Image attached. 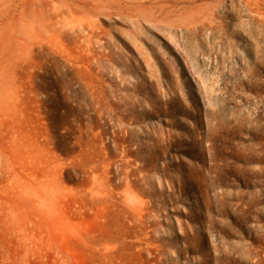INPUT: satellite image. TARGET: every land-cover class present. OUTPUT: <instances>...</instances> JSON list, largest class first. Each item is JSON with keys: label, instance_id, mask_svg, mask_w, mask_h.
<instances>
[{"label": "rangeland", "instance_id": "rangeland-1", "mask_svg": "<svg viewBox=\"0 0 264 264\" xmlns=\"http://www.w3.org/2000/svg\"><path fill=\"white\" fill-rule=\"evenodd\" d=\"M70 1L0 0V264H264V0Z\"/></svg>", "mask_w": 264, "mask_h": 264}, {"label": "bare ground", "instance_id": "bare-ground-1", "mask_svg": "<svg viewBox=\"0 0 264 264\" xmlns=\"http://www.w3.org/2000/svg\"><path fill=\"white\" fill-rule=\"evenodd\" d=\"M91 3H89V2H87V1H83V3L81 4V5H77V4H75L74 2H72V0L70 1V3H69V5L67 6V8H68V10L69 11H71V12H73V10H103V9H105V4L103 3V0H89ZM21 2H22V7H23V17H24V19L25 20H27L28 22H29V27H32V23L34 22V21H36V19L39 17V16H44L45 14H49V11H50V7H49V5L46 3V0H21ZM53 12L51 13V15H58V14H63V11H62V7L61 6H53ZM15 51H16V49H14V43H9V49L7 50L6 49V46L5 45H1V48H0V55L2 54V55H13L14 53H15ZM23 51L25 52V54L26 55H32V53H33V48L32 47H30V46H26V47H24L23 48ZM9 53V54H8ZM51 55H62V54H58V53H56L55 51H51ZM47 186V185H46ZM33 188V187H32ZM44 188V187H43ZM23 189V188H22ZM42 189V188H41ZM37 190V189H36ZM44 190V189H43ZM20 192V191H19ZM37 192V191H36ZM46 193V192H45ZM18 194V193H17ZM12 195V194H11ZM10 196V195H9ZM15 196V195H14ZM21 197H23V196H21ZM24 198V197H23ZM13 199H15V198H13ZM26 199V198H25ZM24 199V200H25ZM19 200H21V201H23V199H19ZM10 201V205L12 204L11 203V200H9ZM18 201V200H17ZM3 202H6V201H3ZM19 202V201H18ZM6 203H9L8 201L6 202ZM22 203V202H21ZM26 203V202H25ZM14 204V203H13ZM1 205L3 206V204H0V207H1ZM27 204H25V206H26ZM16 206V205H15ZM17 206H18V204H17ZM23 206V205H22ZM5 208H6V206H5ZM22 208V207H21ZM2 209V208H1ZM14 209V208H13ZM24 209V208H23ZM9 211V212H11L9 209H6V211ZM19 210V209H18ZM2 211V210H1ZM20 211V210H19ZM7 213V212H6ZM5 213V214H6ZM2 214V213H1ZM0 214V215H1ZM5 214H4V212H3V215L5 216ZM8 214V213H7ZM3 216V217H4ZM7 218L9 217V216H6ZM6 217H4L5 219H6ZM10 217H11V215H10ZM1 219H2V217H1ZM2 221V220H1ZM8 221V220H7ZM3 223V222H2ZM13 226V225H12ZM26 227V226H25ZM22 229H23V226H22ZM25 229V228H24ZM31 229V228H30ZM27 231V230H26ZM3 232V231H2ZM2 232H0V233H2ZM25 232V231H24ZM23 233V231L21 232V234ZM26 233V232H25ZM6 234V233H5ZM3 235H4V233H3ZM10 235V234H9ZM23 235V237L26 235H28V234H22ZM1 236L2 235H0V242L2 241V239H1ZM29 236V235H28ZM3 237V240H4V236H2ZM18 237H19V234H18ZM25 238V237H24ZM21 239H23L22 238V236H21ZM21 239H18V240H20L21 241ZM26 239H30V238H26ZM5 241V240H4ZM5 243V242H4ZM19 243H21V242H19ZM23 243V242H22ZM27 243V241L25 242V244ZM36 243V242H35ZM24 244V243H23ZM24 244V245H25ZM8 245V244H7ZM27 245V244H26ZM47 245V244H46ZM10 246V245H9ZM4 247V246H3ZM10 248V247H9ZM26 248V247H25ZM1 249V248H0ZM30 249V248H29ZM28 249V251H31V250H29ZM3 250V249H2ZM5 250H7V249H5ZM5 250H3V251H5ZM8 251V250H7ZM17 251V250H16ZM34 251V250H33ZM6 252V251H5ZM10 253V252H9ZM60 253V252H59ZM2 254V253H1ZM4 254V253H3ZM25 255H26V252L24 253ZM6 255V254H5ZM14 255V254H13ZM19 256H20V254H19ZM21 256H23V255H21ZM24 257V256H23ZM4 258H6L5 256H4ZM10 259V258H9ZM32 261V260H31ZM34 261H35V259H34ZM8 262V261H7ZM24 262V261H23ZM25 263V262H24ZM27 263V262H26ZM32 262H30V264H31ZM23 264V263H22ZM33 264V263H32Z\"/></svg>", "mask_w": 264, "mask_h": 264}]
</instances>
